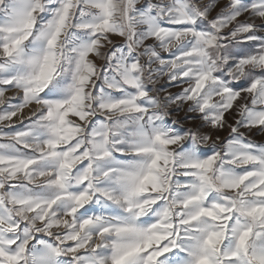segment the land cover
Returning a JSON list of instances; mask_svg holds the SVG:
<instances>
[{
	"label": "clouds",
	"instance_id": "1",
	"mask_svg": "<svg viewBox=\"0 0 264 264\" xmlns=\"http://www.w3.org/2000/svg\"><path fill=\"white\" fill-rule=\"evenodd\" d=\"M50 2L32 0L21 70L34 74L48 58L45 88L65 102L64 139L52 148L59 134L47 127L24 145L4 138L33 164L15 176L0 169V252L14 264H113L163 232L175 249L160 264H193L222 230L204 210L218 216L239 199L229 184L251 163L248 147L264 148V0H71L63 23ZM10 96L20 106L0 130L48 123L39 94L14 85L0 107ZM213 154L206 171L190 167ZM40 202L51 205L43 220L31 210Z\"/></svg>",
	"mask_w": 264,
	"mask_h": 264
},
{
	"label": "snow or ice",
	"instance_id": "2",
	"mask_svg": "<svg viewBox=\"0 0 264 264\" xmlns=\"http://www.w3.org/2000/svg\"><path fill=\"white\" fill-rule=\"evenodd\" d=\"M4 3L5 0H0V6ZM49 6L54 12H59L60 22L63 23L71 10L72 3L71 0H66L63 8L58 9L53 0ZM32 15V0H12L6 21H0V91L12 89L14 85L23 87L26 95L39 94V97L43 98L48 105L46 112L48 123L37 121L33 125L25 121L0 130V169H6L12 176L18 172H27L33 161L19 155L10 144L3 143L6 136H13L17 143L24 145L26 139L38 137L41 129L47 127L53 136L59 134L57 139L49 142L52 148H56L60 140L64 139V131L57 126L56 122L63 123L65 112L61 109L65 107V102L55 99L45 88L49 79L48 58H45V62L40 64L39 70L34 74L21 70L25 64L22 43L26 38L24 33L31 28ZM19 106L20 99L10 96L9 101L0 107V117L14 121ZM225 155H229L227 147ZM213 159L214 154L208 159L193 163L190 167L200 169L202 172L206 171ZM245 162L251 163L247 168L240 170L242 174L237 180L229 184V187L238 193L239 199L233 200L228 207L221 208V214L218 216L213 209L204 210L207 215L217 220L222 230L210 234L204 240L202 254L193 252V264H264V249L258 248L254 243V240H264V148L249 146L245 154ZM153 163L155 164V161ZM65 166L70 165L66 162ZM147 179L148 177L145 176L140 181V185ZM201 179L207 178L202 175ZM56 183H60L59 178ZM77 199L82 200L83 196ZM50 208V204L45 206L44 202H40L31 210H42L41 219L43 220L47 218ZM234 220L235 223H233ZM190 222L184 221V223ZM227 233H231L235 242V248L230 253H225L220 247L222 241L227 243ZM171 237L172 234L169 233H154L143 243V246L140 244L130 246L116 255L113 264H132L134 258L141 254L144 257V264H160V261H163L175 249V241H172ZM72 240L75 241L76 237L73 236ZM0 258H2L0 264L5 262L14 264L18 260L17 256L6 255L3 252H0Z\"/></svg>",
	"mask_w": 264,
	"mask_h": 264
}]
</instances>
